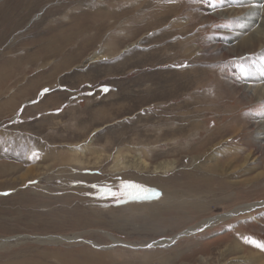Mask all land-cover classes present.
<instances>
[{
  "label": "rangeland",
  "instance_id": "rangeland-1",
  "mask_svg": "<svg viewBox=\"0 0 264 264\" xmlns=\"http://www.w3.org/2000/svg\"><path fill=\"white\" fill-rule=\"evenodd\" d=\"M218 10L0 0V264H264V11Z\"/></svg>",
  "mask_w": 264,
  "mask_h": 264
},
{
  "label": "snow or ice",
  "instance_id": "snow-or-ice-1",
  "mask_svg": "<svg viewBox=\"0 0 264 264\" xmlns=\"http://www.w3.org/2000/svg\"><path fill=\"white\" fill-rule=\"evenodd\" d=\"M172 2H174V0H172ZM200 2L206 4L209 7V9H216L217 7H224L225 5H227L229 3V0H200ZM232 2L242 5L243 3L246 2V0H232ZM252 7L264 9V0H252ZM222 26L228 27L229 25L225 24ZM246 59H247L246 57L240 58L241 61H244ZM261 60H264V56H261ZM178 66L186 67L187 65H178ZM238 67L240 68L241 78L246 79L252 75V68L246 65L245 63L243 62L239 63ZM102 90L104 92L109 91L107 86H104ZM48 91L49 89L47 88L43 89L42 94L47 93ZM249 114L264 117V105H261L259 111ZM33 155L38 156V153L34 152ZM93 187L99 188L101 195H110L113 197H117L116 200L117 203L125 202L124 197L132 200H141V199H150L160 196V193L157 190L146 187L145 185L138 184L134 181H122L121 182L122 191L119 192L113 190L112 187L108 185H104V186L93 185ZM244 239L246 243L251 244L258 249L264 250V240L256 239L253 236H247L244 237Z\"/></svg>",
  "mask_w": 264,
  "mask_h": 264
},
{
  "label": "bare ground",
  "instance_id": "bare-ground-1",
  "mask_svg": "<svg viewBox=\"0 0 264 264\" xmlns=\"http://www.w3.org/2000/svg\"><path fill=\"white\" fill-rule=\"evenodd\" d=\"M233 8V7H232ZM210 10V14L212 15V16H215V17H218V16H222V15H224V14H228V13H226L225 12V10H222V11H217V12H215V13H212L211 12V10L212 9H209ZM259 10V9H258ZM262 11H264V9L262 10ZM233 12H235V9H233ZM232 13V12H231ZM243 13V12H242ZM235 14V13H234ZM203 15V14H202ZM211 16V17H212ZM207 19V18H206ZM210 19V18H209ZM257 20H260V18L259 19H257ZM261 22V24L263 25V23H264V20H261L260 21ZM264 26V25H263ZM255 28V27H254ZM253 29V28H252ZM246 30V29H245ZM254 30V31H253ZM252 31V33H250V34H248V35H244V37H243V39L241 40V41H239L240 42V44H239V46H250L251 45V43H252V41L254 40V38H259V37H264V32L261 30V29H253ZM240 31V30H239ZM249 31H250V29H249ZM251 32V31H250ZM243 33V32H242ZM245 33V32H244ZM240 39V38H239ZM264 41V40H263ZM224 43V42H223ZM226 50V49H225ZM230 50V49H229ZM218 53V52H217ZM225 54H226V51H225ZM228 54V53H227ZM229 54H231V53H229ZM98 59V58H97ZM95 60V59H94ZM182 68V67H181ZM258 73V72H257ZM252 79H253V77H252ZM260 91V90H259ZM100 93V92H99ZM74 126V125H73ZM77 127V126H76ZM81 130V129H80ZM94 131V130H93ZM100 132V131H99ZM96 136V135H95ZM85 150V149H84ZM119 150V149H118ZM146 175V174H145ZM220 216V215H219ZM222 217H226V216H221V217H216V218H212V219H207L206 221H204L202 224H200L197 228H195V230H188V231H184V232H182V234L184 235V234H186V233H193V232H196L197 230H199V228L200 229H203L204 227H206V226H212L213 225V223L216 221V220H218V219H220V218H222ZM177 237H180L179 235L178 236H176V237H174V238H177ZM240 243V242H239ZM241 251V250H240ZM251 252V251H250ZM262 258V257H261ZM263 259V258H262ZM257 261V259H255L254 258V260L252 261V259H251V262H250V264H254L255 262ZM260 262V261H259ZM257 263V262H256ZM255 263V264H256ZM260 264V263H259Z\"/></svg>",
  "mask_w": 264,
  "mask_h": 264
},
{
  "label": "water",
  "instance_id": "water-1",
  "mask_svg": "<svg viewBox=\"0 0 264 264\" xmlns=\"http://www.w3.org/2000/svg\"><path fill=\"white\" fill-rule=\"evenodd\" d=\"M182 235H183V234H180L179 236H182ZM177 238H178V237H177ZM173 239H176V238H173ZM173 239H172V241H174Z\"/></svg>",
  "mask_w": 264,
  "mask_h": 264
}]
</instances>
